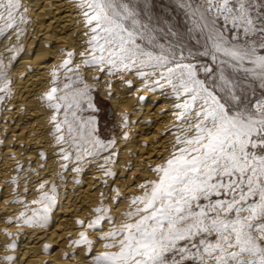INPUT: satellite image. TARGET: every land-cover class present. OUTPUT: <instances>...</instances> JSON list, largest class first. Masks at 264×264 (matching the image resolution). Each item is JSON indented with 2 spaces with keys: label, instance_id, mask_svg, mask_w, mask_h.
<instances>
[{
  "label": "snow or ice",
  "instance_id": "snow-or-ice-1",
  "mask_svg": "<svg viewBox=\"0 0 264 264\" xmlns=\"http://www.w3.org/2000/svg\"><path fill=\"white\" fill-rule=\"evenodd\" d=\"M169 2L186 23L157 14L154 0L80 4L89 37L85 65L109 74L135 70L146 88L167 87L181 125L174 151L153 169L156 179L133 199L135 210L103 237L114 250L93 264H264V0ZM21 9L20 0H0V34L24 19ZM56 93L51 88L46 99L65 102L49 106L63 109L71 133L67 116L76 117L72 109L89 91L78 90L72 103ZM52 120L61 132L55 115ZM77 131L83 136V128ZM93 147L104 145L95 140ZM42 200L46 220L54 199Z\"/></svg>",
  "mask_w": 264,
  "mask_h": 264
},
{
  "label": "bare ground",
  "instance_id": "bare-ground-1",
  "mask_svg": "<svg viewBox=\"0 0 264 264\" xmlns=\"http://www.w3.org/2000/svg\"><path fill=\"white\" fill-rule=\"evenodd\" d=\"M20 2L24 19L0 34V264H93L114 250L103 237L126 222L133 199L156 179L153 169L174 151L181 127L176 101L167 87L146 88L135 70L109 74L85 65L82 0ZM65 60L70 63L62 68ZM53 87L68 103L78 90L89 91L72 109L76 117L67 116L71 133L63 109L49 106L65 102L46 99ZM100 105L112 112L108 131ZM58 135L64 137L59 143ZM95 140L104 147H93ZM45 195L54 199L46 220ZM81 233L86 242L77 243Z\"/></svg>",
  "mask_w": 264,
  "mask_h": 264
},
{
  "label": "rangeland",
  "instance_id": "rangeland-1",
  "mask_svg": "<svg viewBox=\"0 0 264 264\" xmlns=\"http://www.w3.org/2000/svg\"><path fill=\"white\" fill-rule=\"evenodd\" d=\"M155 3V12L160 14L162 12H167L169 16L172 17L173 21H179L181 24L186 23L184 14L179 10L175 9L174 5L170 4L169 0H154ZM101 110H104L102 113L104 116V120L101 125L104 127L106 131H108L109 118L112 115L110 109H106L105 105H100Z\"/></svg>",
  "mask_w": 264,
  "mask_h": 264
}]
</instances>
